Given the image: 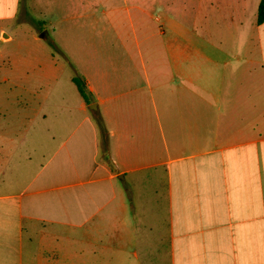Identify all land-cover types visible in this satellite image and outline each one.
I'll use <instances>...</instances> for the list:
<instances>
[{"label":"crops","instance_id":"1","mask_svg":"<svg viewBox=\"0 0 264 264\" xmlns=\"http://www.w3.org/2000/svg\"><path fill=\"white\" fill-rule=\"evenodd\" d=\"M71 1L24 0L54 13L92 100L58 87L57 115L28 117L18 154L0 133V264H264V20L213 37L208 9L113 20ZM18 6L0 0L2 33ZM26 44L51 76L46 42Z\"/></svg>","mask_w":264,"mask_h":264},{"label":"rangeland","instance_id":"2","mask_svg":"<svg viewBox=\"0 0 264 264\" xmlns=\"http://www.w3.org/2000/svg\"><path fill=\"white\" fill-rule=\"evenodd\" d=\"M71 2L74 5L80 4L81 10L116 7L118 8L115 10L116 13L111 16L113 20H124L128 14L132 16L134 13L139 14L140 9L136 8V5L148 11L142 14L145 21L150 20L151 14L168 9L173 10L183 20H193L191 15L195 11L201 14L208 9L207 18L213 23L209 33L213 37L221 29L216 26V22H224L220 30L221 34L232 35L234 29L226 27L227 21L241 16L245 22L256 16L257 10L256 6L247 5L248 0H72ZM71 2L69 5L72 4ZM18 7L15 23H5L3 29V33L11 37L5 40L0 38V133L13 139L16 135V140L10 141L13 147L8 146V140L4 141V146L12 147L17 154L23 150L22 143L17 141V138L21 137L19 134L25 132L23 122L28 117L38 119L42 114L57 115L55 107L50 102L55 98L58 87H65V93L68 89V93L75 95L77 93L74 83L70 81V77L77 72L71 61H65L55 55L60 62L50 76L47 73L50 60L45 59V51L36 47L35 50L29 51L30 45L26 44V40L30 41L34 35H38L36 26H40L49 37L51 36L49 21L52 19L49 18H53L50 15L54 13L46 10L32 13L27 9L24 0H19ZM154 23L153 20L149 21L150 29L153 28ZM201 26L200 22H197L195 27L197 35L201 34ZM169 34L166 29L164 36ZM1 35L2 31H0ZM46 94L47 97H44Z\"/></svg>","mask_w":264,"mask_h":264},{"label":"trees","instance_id":"3","mask_svg":"<svg viewBox=\"0 0 264 264\" xmlns=\"http://www.w3.org/2000/svg\"><path fill=\"white\" fill-rule=\"evenodd\" d=\"M264 20V0H259L256 10V21L258 23L262 22ZM38 35L46 42L48 47L50 48L52 55H57L61 58H63L65 61H68L65 58L64 53L57 47L55 42L47 35L46 31L42 29L40 26H36ZM72 81L76 85V88L80 95L83 97L85 102H90L92 100L91 93L88 90L86 83L81 75H79L77 72L72 75ZM95 118L97 120V124L99 127L100 132V141H101V147L102 150L106 152L108 148V134L106 131L105 126L102 123V120L99 115H95Z\"/></svg>","mask_w":264,"mask_h":264},{"label":"water","instance_id":"4","mask_svg":"<svg viewBox=\"0 0 264 264\" xmlns=\"http://www.w3.org/2000/svg\"><path fill=\"white\" fill-rule=\"evenodd\" d=\"M1 37H2V38H5V37H7V34L2 33ZM94 105H95V103H90V104H89V107H90V108H93V107H95Z\"/></svg>","mask_w":264,"mask_h":264}]
</instances>
